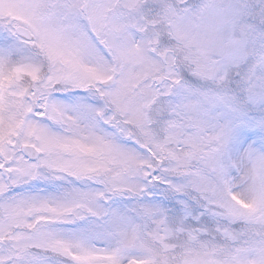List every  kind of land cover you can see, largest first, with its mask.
<instances>
[{
	"label": "snow or ice",
	"instance_id": "6c2138e0",
	"mask_svg": "<svg viewBox=\"0 0 264 264\" xmlns=\"http://www.w3.org/2000/svg\"><path fill=\"white\" fill-rule=\"evenodd\" d=\"M0 264H264V0H0Z\"/></svg>",
	"mask_w": 264,
	"mask_h": 264
}]
</instances>
